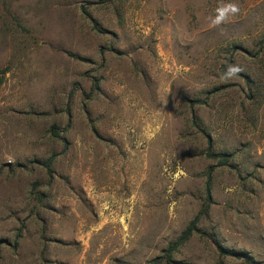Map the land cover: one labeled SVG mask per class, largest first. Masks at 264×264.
<instances>
[{"label": "rangeland", "instance_id": "374dc122", "mask_svg": "<svg viewBox=\"0 0 264 264\" xmlns=\"http://www.w3.org/2000/svg\"><path fill=\"white\" fill-rule=\"evenodd\" d=\"M200 211L172 264H264V0H0V264H165Z\"/></svg>", "mask_w": 264, "mask_h": 264}, {"label": "trees", "instance_id": "16d2710c", "mask_svg": "<svg viewBox=\"0 0 264 264\" xmlns=\"http://www.w3.org/2000/svg\"><path fill=\"white\" fill-rule=\"evenodd\" d=\"M55 127L53 126L52 127V131L54 132V134L56 136L57 133H55ZM207 156L208 157H219L220 158V164H227L228 162V158H229V155L228 154H225V153H217V154H214V153H211V152H208L207 153ZM50 164H51V158L48 159L45 163H44V166L49 169L50 168ZM205 189H206V192H209L210 190V177L208 176L207 177V180H206V183H205ZM207 211V209H205V212ZM201 213V211L190 221V223L186 226V228L181 232V234L179 235V237L174 240L173 242H171L167 247L166 249L163 251V254L158 256V257H155L153 259V261H159V262H163L165 264H172V253L177 251L179 247H181L183 244L186 243V241L195 233V232H198L199 231V228L197 227V222H198V218H199V214ZM219 251L222 255H234V256H237V257H240V256H244L243 253L241 252H235V251H228L224 248H219Z\"/></svg>", "mask_w": 264, "mask_h": 264}]
</instances>
